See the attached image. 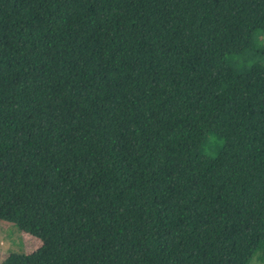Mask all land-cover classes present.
<instances>
[{"label": "trees", "instance_id": "1", "mask_svg": "<svg viewBox=\"0 0 264 264\" xmlns=\"http://www.w3.org/2000/svg\"><path fill=\"white\" fill-rule=\"evenodd\" d=\"M0 264L264 261V0H0Z\"/></svg>", "mask_w": 264, "mask_h": 264}, {"label": "rangeland", "instance_id": "2", "mask_svg": "<svg viewBox=\"0 0 264 264\" xmlns=\"http://www.w3.org/2000/svg\"><path fill=\"white\" fill-rule=\"evenodd\" d=\"M40 245L39 238L20 230L14 223L0 219V261L8 253H30ZM250 264H264V261L255 258Z\"/></svg>", "mask_w": 264, "mask_h": 264}]
</instances>
